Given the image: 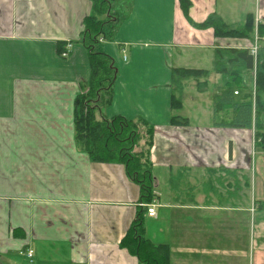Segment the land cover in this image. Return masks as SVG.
Here are the masks:
<instances>
[{
    "label": "crops",
    "instance_id": "1",
    "mask_svg": "<svg viewBox=\"0 0 264 264\" xmlns=\"http://www.w3.org/2000/svg\"><path fill=\"white\" fill-rule=\"evenodd\" d=\"M115 1L127 17L101 39L118 64L98 117L153 128L146 239L169 247L171 264H264V151L254 122L227 126L232 107L215 103L230 83L214 71L216 49H251L256 37L198 27L215 15L234 29L240 12V28L248 15L264 24V0H189L187 14L179 0ZM92 10L91 0H0V264H139L121 242L149 204L123 165L94 162L76 142ZM175 69L208 74L179 80ZM233 88L242 103L249 90Z\"/></svg>",
    "mask_w": 264,
    "mask_h": 264
},
{
    "label": "trees",
    "instance_id": "2",
    "mask_svg": "<svg viewBox=\"0 0 264 264\" xmlns=\"http://www.w3.org/2000/svg\"><path fill=\"white\" fill-rule=\"evenodd\" d=\"M93 3L92 14L84 20V31L81 42L88 52L91 67V78L81 90L75 100L74 122L76 129V142L94 162L118 163L125 167L127 176L140 187L141 201L151 204L153 195V176L150 162V147L152 145L153 128L148 123L140 120L139 124L146 126L147 131H131L126 136L127 129L134 126V121L123 117L108 120L99 118L98 112L103 106L109 105L112 100V87L117 76V68L113 59L99 49L101 39L107 38L127 15H122L117 10L121 4L115 0H91ZM184 12L190 6L189 0H179ZM198 27L214 28L218 38L250 39L257 32L258 52L255 57L251 49L225 48L216 49L214 71L230 77L227 89L215 97L217 107L231 106L234 112L232 122L225 124L236 128H254L256 130V148L264 151V24H256L254 15H248L241 29H230L221 18L212 15L205 23ZM256 31V32H255ZM254 45V44H253ZM64 50V48H63ZM65 52V51H64ZM256 71L255 77L253 76ZM175 76L181 78L197 77L199 74H208L195 70L175 69ZM246 77L252 87L245 82ZM233 86L241 90H249L242 103H235ZM85 87L90 88L87 98L84 96ZM94 97L96 99H94ZM175 107V103H174ZM176 118V117H175ZM174 118V120H175ZM137 124V123H135ZM142 140L145 144L141 145ZM127 144L118 155L109 148V142ZM141 147L142 152L137 156L132 153L134 148ZM147 148V151L144 152ZM144 150V151H143ZM115 156V157H113ZM113 158H116L113 160ZM145 163H142L141 160ZM258 209L264 210V204L256 203ZM146 212H138L136 220L121 242V246L135 256L139 264H171V251L167 246H156L145 237Z\"/></svg>",
    "mask_w": 264,
    "mask_h": 264
},
{
    "label": "rangeland",
    "instance_id": "3",
    "mask_svg": "<svg viewBox=\"0 0 264 264\" xmlns=\"http://www.w3.org/2000/svg\"><path fill=\"white\" fill-rule=\"evenodd\" d=\"M120 6L121 5H119L118 6V8L120 9ZM119 11V10H118ZM119 13L120 14H122L123 15V13L122 12H120L119 11ZM242 18H243V14H242V12H240V13H237L236 15H235V17H231V19H229V22L231 23V24H233V28L234 29H241L239 26H241V22L239 23V21L240 20H242ZM123 22V21H122ZM118 26H119V24H117V27L113 30V32H111V34H107V38L104 40V42H106V43H110L111 42V40H113L114 38H115V36H116V33H117V30H118ZM256 32V31H255ZM255 35V37L257 36V32L254 34ZM256 39V38H255ZM104 42L103 43H101L100 42V44H99V49H100V51H102V52H105L104 50H102V47H104L105 45H104ZM254 43H257V45H259L258 44V40H255L254 41ZM252 49V48H251ZM252 51V50H251ZM175 55H177V54H175ZM176 57V56H175ZM188 62H190V61H188ZM114 64H115V66L117 67V65L116 64H118V61H117V59L115 58V61H114ZM255 75H256V71L254 72V74H253V76L255 77ZM251 85V84H250ZM237 88V87H236ZM89 89L90 88H88V87H85V89H84V96H83V98L82 99H86L87 98V93H88V91H89ZM94 99H96L95 97H94ZM197 112L196 111H194V114H196ZM135 123H137V124H135L134 123V126H130L129 127V129H127V132H126V136H128L130 133H131V131H138V129H139V131H141L142 133H144L145 131H147V128H146V126H143V124H139L137 121H134ZM146 142V141H145ZM121 146H124V147H127L128 145L127 144H124V143H122V144H119V143H117L116 141H114V142H109V148L111 149H113V153H115L116 155H118V152L120 151V149L122 148ZM139 148V147H138ZM138 148H134V150L132 151V153L134 154V155H136L137 156V154L138 153H141L142 152V149H138ZM145 150V151H144ZM143 151L144 152H146L147 151V148L146 149H144ZM113 157H115V156H113ZM116 158H113V160H115ZM142 161V163H145V161L142 159L141 160ZM261 214L262 213H264V210L263 209H261ZM263 217L261 216L258 220H256V221H258L259 222V220L260 219H262Z\"/></svg>",
    "mask_w": 264,
    "mask_h": 264
},
{
    "label": "built area",
    "instance_id": "4",
    "mask_svg": "<svg viewBox=\"0 0 264 264\" xmlns=\"http://www.w3.org/2000/svg\"><path fill=\"white\" fill-rule=\"evenodd\" d=\"M255 40H258V37L256 36V39ZM71 48V46L67 47V51L63 52V57H68V51L69 49ZM252 54L256 57L257 56V52H258V45L257 43H254L253 47H252ZM235 95H238V92L235 91L234 92ZM146 208H147V215L149 217H154L155 216V208H156V205L154 204H149V205H146ZM33 251L32 250H29L27 252V255L29 258H32L33 257Z\"/></svg>",
    "mask_w": 264,
    "mask_h": 264
}]
</instances>
